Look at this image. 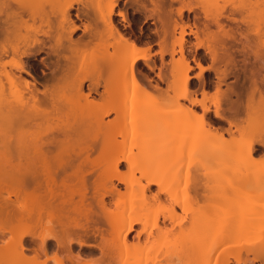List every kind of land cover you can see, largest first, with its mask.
<instances>
[{
    "label": "bare ground",
    "instance_id": "obj_1",
    "mask_svg": "<svg viewBox=\"0 0 264 264\" xmlns=\"http://www.w3.org/2000/svg\"><path fill=\"white\" fill-rule=\"evenodd\" d=\"M118 1L0 0V264H230L228 260L214 261V254L217 253L218 257L224 252L220 248L230 236L223 233L225 222L217 221L212 225L207 221L210 220L211 203L224 205L229 199L239 200L245 205L264 202V179L255 177V181L251 175H243H247L249 180L246 178L245 186L242 185L244 188L236 191L237 196V192L243 190L244 195L239 192L242 196H237L243 197L241 199L235 196L232 199L216 184L224 179V175L219 178L221 180L218 177L227 156L224 146L228 138L224 135L234 138L231 127L242 137L238 151L247 164L254 162L257 153L264 152V127L261 126L258 138L246 134L249 122L253 121L251 114L259 111L258 108L253 111V108L264 105V76L259 73L264 69V63H258L244 75L242 98L235 89L237 82L221 91L220 86L229 73L219 68L214 69L217 73L215 91L202 90L201 97L197 98L189 87L192 66L184 54L185 37L192 35L195 49L202 48L212 58V64L207 68L198 61L195 63L199 70L195 78L201 81L202 72L212 69L216 58L233 56L227 43L239 42L244 57L264 59V51L261 50L264 31L260 33L259 29L264 25V12L256 14L259 18H255L258 23L254 26L257 27L248 28L249 35L263 37L257 44L251 42L246 29L239 26L249 27L255 23L250 17L255 14L246 4L232 5L228 9L222 6L211 12L208 5L215 0L166 1L161 21L162 39L156 53L160 60L165 54L170 55L169 72L173 80L170 79L168 88L175 89L176 93L163 101L166 91L162 92L158 87L159 82L165 79L162 70L158 68L157 80L136 71L139 61L150 72L156 69V65L149 62L150 46L140 48L118 34L119 39L111 42V46L123 52L119 54L114 49V53H107L105 50L107 45L110 46L111 16ZM173 2L178 5L175 9L172 8ZM74 4L93 11L94 18L103 28L97 32L91 30L89 43L97 37L105 47L100 51V45H97L98 53L81 50L82 57L70 61V64L86 62L87 59V62L97 63L93 66L98 68L99 63L105 65L118 57L115 68L113 65L116 72L113 71L114 74L112 68L109 74L113 76L101 78L100 65L97 69L99 75L97 70L94 72V67L90 73L86 70L85 74L79 66L69 67L68 62L58 65L60 75L44 81L42 90H39L28 64L36 54L39 29L34 22L41 20L49 7L64 18ZM185 12L188 15L184 19ZM190 13H196L197 16L193 14L195 20L201 18L202 21L191 25ZM229 23L236 24L230 26L234 29H226ZM210 26L216 30H209ZM87 29L88 26L85 27ZM73 30L74 27L69 34ZM200 35L205 37L200 38ZM69 50L73 52V49ZM176 52L179 57L174 60ZM96 55H100L102 60H96L99 59ZM121 83L129 84V93L121 95L114 91ZM151 90L156 93L155 97ZM64 91L77 96L81 103H76L73 96L67 98L70 103L78 105L65 110L66 114L69 112L66 115L69 121L54 124L51 119L60 113ZM158 91H161L159 94L164 93L161 101L155 100L159 96ZM92 95L98 98H90ZM233 95L237 100L231 99ZM150 98L151 107L146 108L145 99L149 101ZM180 100H186L187 104ZM162 105L177 107L173 118L170 117L172 122L169 118L171 113L168 115L166 112L165 119L173 124V128H170L172 125H167V128L169 126L174 135L175 131L180 133V140L176 137L178 144L175 136L163 142L160 140L161 131L157 130L159 126L156 127L160 116L154 110ZM195 108H199L200 113ZM260 110L262 112L263 107ZM226 111L232 114L228 116ZM209 114L218 126L214 125ZM110 115H115L114 119L105 122L104 119ZM127 122L134 124L129 135ZM223 122L227 123V129L223 128ZM194 124L199 126L201 137L198 142L190 139L192 147L186 145V140L192 135ZM244 124H247V129ZM100 136L103 140L118 136L120 141L109 140L99 144L95 139ZM215 137L220 142L213 151L203 147ZM173 141L176 144L171 143ZM196 143L201 144L196 147ZM185 152L188 157L192 156L186 168H194V174L190 176L191 173L185 172L182 175L179 169H176L178 173H170L169 170L177 166L173 165L181 161L180 155L185 156ZM212 154L219 170L218 176L212 174L215 181L207 172ZM209 177L211 182H215L210 185H216L215 188L208 187ZM250 178L254 179L251 182L254 185L250 184ZM189 179L193 186L192 191L189 190L191 194L185 189ZM231 179L229 181L235 185L236 179ZM183 181L184 188L180 191L178 185L181 187L179 182ZM224 185L227 188L233 186L230 183ZM208 188V194L202 192ZM233 192L230 191L231 194ZM247 226L244 224L243 229H248ZM132 233L134 235L130 237ZM234 262H264V252L250 260L234 257Z\"/></svg>",
    "mask_w": 264,
    "mask_h": 264
},
{
    "label": "rangeland",
    "instance_id": "obj_2",
    "mask_svg": "<svg viewBox=\"0 0 264 264\" xmlns=\"http://www.w3.org/2000/svg\"><path fill=\"white\" fill-rule=\"evenodd\" d=\"M253 2H254V4H253ZM244 4H246L249 8H250V12L255 16H250L251 18H252V20H253V18H254V21H255V23L253 24V21H252V23H250V24H253V25H250L249 27L248 26H245V25H242V24H239V26H240V29L242 28V30H243V28L244 29H246V31H245V33L247 34V36L251 39V42H253V43H260L261 41H260V39L261 40H263V37H256V36H254L253 34H251V35H249L248 34V30H250V29H252V28H256L254 25H256L258 22L256 21V19L255 18H259V16L258 17H256V14H260V13H263L264 12V0H215L214 2H211V4H209L208 5V9L211 11V12H215L216 10H218V9H220L222 6H225L226 7V9H228V7H231L232 5H234V6H241V5H244ZM78 6H80V5H78ZM175 6L177 7L178 5L177 4H175ZM50 8V7H49ZM47 9L46 11H49L50 12V14L52 15V16H54V17H58V13L57 12H55L53 9L54 8H50V9ZM249 10V9H248ZM227 11V10H226ZM196 12L197 13H199L197 10H196ZM250 13V15H252ZM196 15L197 16V14L196 13H190V15ZM264 14V13H263ZM185 15L187 16L188 15V13L187 12H185L184 13V19H185ZM89 16H90V20H91V27H92V29H93V27L95 28L97 25H100V29L102 30V28H103V26L101 27V23L100 22H98V21H96V19L94 18L95 16H94V14H93V11L92 10H90V12H89ZM234 17L235 18H237V19H239V17L238 16H236V15H234ZM251 20V19H250ZM202 21V19L201 18H197L196 19V22H201ZM229 26H236V24L235 23H229L228 24ZM35 27L37 26L36 24L34 25ZM200 27H202L201 25H200ZM248 28H250V29H248ZM193 30L195 29V28H192ZM259 29H260V33H262V31H264V25H261V26H259ZM209 30H216V27H214V26H210L209 27ZM177 32H178V30H177ZM178 34L176 33V36H177ZM253 35V36H252ZM203 38V37H205V36H203V35H200V38ZM186 39H187V43H186V45H185V49H184V54H185V57H186V59H188L189 58V56L191 55V56H194V57H201V58H204V57H206V56H208V55H206V54H203V56L202 55H200V53L201 52H204V50H202V48H199V49H195V47H194V45H193V43L195 42V39L192 37V35L191 36H186L185 37ZM58 40H59V37L57 38ZM95 40V41H94ZM93 41V43L91 42V43H88V46L87 47H85V45L83 44V45H80V46H78V47H73L74 49H73V52L70 54V56H68V57H70L71 59H70V61H74V59H75V61H77V60H79L80 59V57H82L81 56V50L82 51H85V53H87V52H90V51H92V50H94V51H97V47L98 48H100L99 50L101 51V47H103L104 45H102L100 42L101 41H99L98 39H97V37H95V39H94ZM107 41V40H106ZM59 42H60V40H59ZM97 42H98V44H97ZM109 45L110 46H108L107 44L108 43H106V47L108 48V49H105L106 51H107V53H114L115 51H116V53H122L123 51H122V49H120V50H116L115 48H113L112 46H111V38H109ZM96 43V44H95ZM100 43V44H99ZM105 43V42H104ZM96 45V47H93V46H95ZM98 45V46H97ZM92 46V47H91ZM91 47V48H90ZM105 47V46H104ZM237 47H239V46H235V48H237ZM90 48V49H89ZM114 49H115V51H114ZM154 49H156L155 50V52H153L154 51ZM188 49H193L194 51H193V53H190V52H188ZM104 50V51H105ZM176 50H177V47H176ZM261 50H262V52L264 51V47L263 48H261ZM99 51V52H100ZM103 51V50H102ZM103 51V52H104ZM156 51H158V47H151V50H150V59H149V62L150 63H154L155 65H156V67H159L161 70H162V72H163V77H165V79L164 80H162V81H160L159 82V88H161L162 89V92H165L166 91V93L164 94V93H160L159 94V92H161V91H158V93L157 94H159V96H157V99H155V100H160L161 101V98H162V95L161 94H164V97H163V101H164V99L166 100L167 98H170V97H173L174 95H175V93H176V90L175 89H169L168 88V84L170 85V79L172 78V77H170V72H171V70H170V60H171V57H170V55L169 54H165L164 55V57H163V59L162 60H160V57H159V54H157L156 53ZM70 52H71V50H70ZM195 52H197L198 54H195ZM78 53V54H77ZM84 53V54H85ZM97 53H98V51H97ZM96 53V54H97ZM101 53V52H100ZM237 54L236 53H234V56H236ZM97 57H99V59L97 58H95L96 60H102V58H100V55L98 56V55H96ZM241 56V55H240ZM75 57V58H74ZM179 57V53L178 52H176L175 54H174V56H173V59L174 60H176L177 58ZM242 57V56H241ZM254 57V56H253ZM252 56L251 57H246V59H244V57H242L244 60H249V58H251V59H253V62L252 63H250V64H244L243 65V68H250V66L252 65V67L251 68H253V67H256V66H258V61H255V59L253 58ZM6 59V58H5ZM94 59V60H95ZM94 60H93V62H94ZM95 60V61H96ZM118 60V57H115L114 59H112L110 62H108L107 64H105V65H102L101 63H99V65H100V67H101V69H100V72H101V75H99L100 73H99V69L98 68H100L99 67V65H97V67L98 68H95L93 65H96L97 63H94V64H92V63H90V62H87V59H86V62H83V61H81V63L80 62H75V63H72L71 62V64H70V62H69V67H78L79 66V68L82 70V72H84L85 74H87L86 72L87 71H89V73L91 72V70H92V67H94V72H96V70L98 71V72H96V73H98V75L101 77V76H104V78H107V77H109L110 75H112V74H109V72H110V70L113 68V65L115 64V63H117L116 61ZM89 61V60H88ZM83 62V63H82ZM101 62V61H100ZM189 62V61H188ZM201 64H202V66L203 67H208V66H211V63L210 64H208V65H206L204 62L202 63V61H199ZM80 63V64H79ZM113 63V64H112ZM77 64V65H76ZM79 64V65H78ZM189 64L190 65H193L191 62H189ZM71 65V66H70ZM73 65V66H72ZM110 65H111V67H110ZM115 66L116 65H114V68H115ZM262 66V65H261ZM113 68V69H114ZM215 68H219L220 70H222V69H224V68H222V67H220V64H217V63H215L214 65H213V69H215ZM230 68L231 69H234V68H236V66H235V64L232 66L231 64H230ZM111 70L112 72L113 71H115L116 72V70L114 69V70ZM87 70V71H86ZM137 70H138V72H139V74L140 75H149V77L151 78V79H153V80H157L154 76H155V73H157V70H154L155 71V73H150L148 70H147V68L145 67V68H143V69H140V66L138 65L137 66ZM262 71H259V73L260 74H262L263 76H264V69H261ZM86 71V72H85ZM170 71V72H169ZM211 70H209V69H205L203 72H202V77H203V79H204V81L207 83V82H209L210 84H213V87L212 86H204V88H205V90L207 91V92H209V93H213L215 90V86H216V82H217V78L216 79H213V81H215V82H212V79H207L206 78V75L208 74V72H210ZM93 72V71H92ZM93 72V73H94ZM111 72V73H112ZM115 72H113L114 74H115ZM199 72V70L198 69H192L191 71H190V76H194V75H196L197 73ZM234 73L236 74L237 73V71L236 70H234ZM95 74V73H94ZM215 74V73H214ZM97 75V76H98ZM216 75V74H215ZM96 76V75H95ZM113 76V75H112ZM261 76V75H260ZM259 76V77H260ZM102 78V77H101ZM242 79V78H241ZM240 79V80H241ZM167 80V81H166ZM171 80H173V78L171 79ZM226 80V81H225ZM224 80V83H222L221 84V86H220V89H221V91H226V88L228 87V86H231V85H234V83H235V79H234V81L233 82H230L232 79H230V78H226ZM151 83L152 84H154V82L153 81H151ZM195 83V84H194ZM86 84H88V83H86ZM167 87V88H166ZM189 87L191 88V90H195V93H196V97L197 98H200L201 97V92H202V88H203V84H202V82H201V80L199 81V80H197V79H195V78H192L191 80H190V84H189ZM161 89H159V90H161ZM168 89V90H167ZM100 90H102V89H100ZM111 91H113L112 89H111ZM114 91H116V93H119V94H121V95H125L126 93H129V91H130V86H129V84H124V83H121L120 84V86H117V87H115L114 88ZM152 91V93L154 94V97H155V92L153 91V90H151ZM166 95V96H165ZM73 96V97H72ZM161 96V97H160ZM69 97H72V99H74L75 101H76V103L77 102H80L81 103V101H80V99L77 97V96H75V95H71V93L69 92V91H64V93H63V95H62V97H61V107H60V113L59 114H55V116L51 119V122L52 123H57V124H61L63 121H69L68 120V118L69 117H66V115L69 113L68 111H67V114H66V111L65 110H67V108H71V107H74V106H76V105H78V104H72V103H70L69 101H68V99L67 98H69ZM92 97H94V98H98V96H96V95H92L90 98H92ZM160 97V98H159ZM148 99V98H147ZM147 99H145V101H146V103H147V107L146 108H150L151 106V98H150V100L148 101ZM153 99V98H152ZM231 99L233 100V101H235V100H237V96L236 95H233V96H231ZM145 101H143V102H145ZM153 101V100H152ZM180 102L181 103H185V104H187V101L186 100H180ZM145 105V104H144ZM211 106V108H213L212 107V105H210ZM225 107H228V106H225ZM260 107V108H259ZM259 107L257 106L255 109L253 108V111L254 110H257V108H258V110L259 111H257L258 112V114H257V112L255 113H253V114H251L252 115V117H250V119L252 118V122H249V123H251V124H249L248 126H247V128H249V129H247L246 128V125H245V128L247 129H245L246 130V134L248 133V135H250V137H252V138H258V136L259 135H261V132H262V128L264 127V115H263V111H264V105L263 106H261V105H259ZM261 107H263V110H262V112H261ZM50 110H53L52 108H49ZM71 109H73V108H71ZM74 109H76V108H74ZM176 109H177V107L175 106H170V107H167V106H165V105H162V106H160V107H158V110H154V112L156 111V113L157 114H159V116H160V121H159V123H156L157 124V126L156 127H158V131L160 130L161 132H159V137L161 138H159L161 141L163 140V141H166L167 140V138H171V136H175V138H174V140L175 139H179L180 138V136L178 135V133L175 131V135L173 134V132L174 131H171V129L170 128H173V124L172 123H170V121H169V119L168 118H166L167 120H168V122H167V120L165 119V117L167 116L166 115V112H168L167 114L169 115L170 113H171V116L169 115V118L171 117V118H173L172 117V115H173V113L176 111ZM196 110H197V112H199L200 113V109L199 108H195ZM65 111V112H64ZM73 111H75V110H73ZM72 111V112H73ZM80 110L78 109V112H79ZM82 111V110H81ZM76 112H77V109H76ZM53 113H55V112H53ZM127 114H129V111H127L126 112ZM228 116H230L232 113H229V111H226L225 112ZM155 114V113H154ZM156 114V115H157ZM71 115V114H70ZM77 115H78V113H77ZM126 115V114H125ZM130 115V114H129ZM128 115V116H129ZM262 115V116H261ZM127 116V117H128ZM65 117H66V119H65ZM70 117H72V116H70ZM114 117H115V115H110V116H108V117H106L105 119H104V121L105 122H109V121H111L112 119H114ZM209 117H210V119H212L213 120V123H214V125L215 126H218L219 124L213 119V117H212V114H209ZM240 117H242V116H240ZM256 117V118H255ZM261 117V118H260ZM170 118V120H171V122H172V119ZM154 123V124H155ZM196 123V122H195ZM158 124H160V125H158ZM175 124V123H174ZM263 124V125H262ZM133 125L134 124H132V122H127V124H126V132L128 133V135L130 134L129 132H130V130H131V128H133ZM167 125H172V126H170V128H169V126H168V128H167ZM153 126H155V125H153ZM223 128H225V129H227L228 128V125H227V123H224L223 125ZM250 126V127H249ZM261 126H262V128H261ZM166 129L168 130V131H166ZM264 129V128H263ZM194 130V131H193ZM193 130H192V135L191 136H189L188 137V141L186 140V142H188V144H186V145H189L190 144V142L192 141V140H195V142H198V140H199V137H201V133H199L200 132V129H199V126L197 125V124H194V126H193ZM231 130L233 131V135L232 136H234V138L232 137L231 139L229 138V137H231V136H229L228 134H225L224 135V137L225 138H228V140L226 139V141L227 142H225V146H224V150L227 152V156H226V158H224L223 160V162H222V170L220 171L221 173H220V177H218V179L219 178H222L221 177V175L224 177V179L222 178V180L221 179H219V180H221V181H219L220 183L218 184V182H216V184L218 185V186H220L221 187V189H225L226 190V192H228V196L229 197H231L232 196V199L234 198L235 199V197L237 198V196H238V194H239V192L242 194V195H244V192H241V191H243L242 189L244 188L243 186H245V184H246V178H248L249 177V175H251L252 176V178H254L255 179V177L256 178H258V179H260V180H262V179H264V152H262V154H261V152H259V153H257V155H255L254 156V162H251V161H249V164H247L246 163V161H244L243 160V156H241L240 155V152L238 151L239 149H238V147L239 146H241V144H242V137H240V134L239 133H237V132H234L235 130H234V127H231ZM260 131V132H259ZM180 134V133H179ZM239 134V135H238ZM264 134V133H263ZM262 134V135H263ZM188 135V134H187ZM200 135V136H199ZM182 136V135H181ZM264 136V135H263ZM177 137V138H176ZM191 137V138H190ZM262 137V136H261ZM183 138H185V137H183ZM166 139V140H165ZM175 140V142L177 141V144H178V141L180 140ZM190 139H192V140H190ZM86 140H91L90 138H86ZM95 140H97V142H99V144H102L103 143V141H109V140H112V141H120V138L118 137V136H116V137H114L113 139H104L103 140V138L100 136V137H98L97 139H95ZM182 140V139H181ZM162 141V142H163ZM183 141V140H182ZM102 142V143H101ZM161 142V143H162ZM174 141L173 142H171V143H174V144H176ZM185 142V143H186ZM220 142V139L219 138H217V137H215V138H212L206 145H204L203 147H207L206 149H212V151L214 150L213 148L218 144ZM106 143V142H105ZM165 143V142H164ZM170 143V142H169ZM180 143V142H179ZM197 144V143H196ZM201 144V143H200ZM200 144L197 146L196 145V147H199L200 146ZM185 145V146H186ZM191 145V144H190ZM192 146V145H191ZM194 146V145H193ZM192 146V147H193ZM201 147H202V145H201ZM188 148H189V146H188ZM188 148H186L185 147V150H187V151H189V149ZM199 149V148H198ZM197 149V150H198ZM201 149V148H200ZM184 150V149H183ZM231 151H232V153H231ZM202 152V151H201ZM196 153V152H195ZM141 154V153H140ZM140 154H139V156H140ZM183 154H184V151H183ZM190 154V153H189ZM143 155H144V153L142 152V157H143ZM176 155V154H175ZM198 156V155H197ZM180 157H182L181 159H180ZM180 157H179V159L181 160V161H179V163L178 164H176V163H174V165L173 166H175V165H177L175 168H171V170H169L170 171V173H176L177 171H176V169H179V173H181L182 175H184V173L186 172V173H191V175L190 176H192L193 174H194V168L192 169V170H190V169H187L186 167H187V163H188V161H189V159H191V157H190V155H189V157H188V153L186 154V152H185V156H183L182 154L180 155ZM175 158V157H174ZM173 158V159H174ZM198 159H199V156L197 157ZM196 159V158H195ZM256 159V160H255ZM243 160V161H242ZM208 166H209V170H207V172H209L210 173V175H212V174H217V171H219V170H217L218 169V167H217V164H216V162H215V155H211L210 156V158H209V160H208ZM189 166V165H188ZM190 168H191V166H189ZM188 167V168H189ZM187 169V170H186ZM192 171V172H191ZM203 170H201L200 172H202ZM195 172H199V171H195ZM204 172H206L205 170L202 172V173H204ZM178 173V172H177ZM185 173V174H186ZM193 173V174H192ZM197 173L195 174V175H197ZM199 174V173H198ZM245 174H247L248 175V177H247V175L246 176H243V175H245ZM214 175H212L213 176V180H214ZM217 176H218V174H217ZM217 176H215V177H217ZM211 177V176H210ZM210 177H209V182L207 183V184H209L208 185V187H210L211 189L212 188H215L216 187V185H215V187L214 186H211V185H213L212 183H215V182H211V180H210ZM228 178V179H227ZM236 179V181H235V185H233V181L231 182V181H229L230 179ZM252 178H250V184H252V185H254V182L253 183H251L252 181H254V179L253 180H251ZM212 179V178H211ZM216 179V178H215ZM231 179V180H232ZM242 179V180H241ZM244 179V180H243ZM223 180H225V182L226 183H224V181ZM239 182H238V181ZM248 180H249V178H248ZM189 182L187 183L188 185H185L186 186V190L191 194L192 192H190V191H192V187L193 186H191V183H190V179L188 180ZM215 181V180H214ZM216 181H218L217 179H216ZM223 181V182H222ZM255 181H256V179H255ZM192 182V181H191ZM222 182V183H221ZM239 184H238V183ZM179 183H182L180 186L181 187H179V185H178V190L180 189V191H181V188L183 187L184 188V184H185V181H183V182H179ZM229 183H230V185H233V186H230V187H232V189L229 187V188H227L228 186H225L224 184H226V185H229ZM232 183V184H231ZM211 184V185H210ZM241 185V186H240ZM243 185V186H242ZM237 186H239V187H237ZM237 187V188H236ZM243 187V188H242ZM235 188V190H233ZM239 188H242V189H240V191L239 192H237V196H236V191H238L239 190ZM227 189H229L231 192H233V191H235V193L233 192V194H231L230 193V191H227ZM190 190V191H189ZM206 191V192H205ZM179 192V191H178ZM187 192V193H188ZM202 192L204 193H207L208 194V192H209V188L207 189V190H202ZM201 192V193H202ZM223 192H224V190H223ZM186 193V192H185ZM188 193V194H189ZM202 193V194H203ZM229 193H230V195H229ZM225 194H227V193H225ZM241 194H239L240 196H242ZM235 196V197H234ZM240 199L241 198H243V197H239ZM239 198H237V199H239ZM230 200V199H229ZM228 200V202H225L224 203V205H222V203H221V205H218V204H213V203H211V205H210V207H211V210L209 211V218H210V220H207L208 222L210 221L211 222V224L212 225H214L215 224V222H217V221H223V222H225V227H224V231H223V233L225 234V235H229L230 236V239L227 241V243L225 244V245H223L220 249H223L224 250V252L220 255V256H218L217 257V253H215L214 254V261L215 260H217L218 262H220V261H222V262H224V261H226V260H228L229 262H230V264H235V262H234V257L235 258H240V259H248V260H250V259H252L253 258V256H255L256 254H260L261 253V251L262 252H264V202L262 201V203H261V201L259 202V201H256L255 203L256 204H250V205H245V204H243V202H241V201H237V203H235L236 201H234V203H233V201H229ZM200 202L202 203V200H200ZM199 202V203H200ZM259 202V203H258ZM245 203V202H244ZM200 205V204H199ZM213 205V206H212ZM209 207V208H210ZM244 224H248V226L247 227H249L248 229L247 228H245V229H243V226H244ZM233 231V232H232ZM134 234L132 233L131 235H130V237H132ZM77 250H75V252H76ZM247 264H249V263H247ZM254 264H264V262H256V263H254Z\"/></svg>",
    "mask_w": 264,
    "mask_h": 264
},
{
    "label": "flooded vegetation",
    "instance_id": "obj_3",
    "mask_svg": "<svg viewBox=\"0 0 264 264\" xmlns=\"http://www.w3.org/2000/svg\"><path fill=\"white\" fill-rule=\"evenodd\" d=\"M166 1L169 0H138L137 2L134 0H119L111 16V42L117 41L119 39L118 34H120L123 38L140 48L148 46L158 47V43L162 39L161 21ZM172 4V8L175 9L176 2H173ZM89 12L90 10H86L81 5L78 6V4H74L64 18H61L59 15L58 17H54L49 11H45V16H43L41 20L37 19L34 22V25L36 24V27L39 29V33L36 35V54L28 64L31 73L37 80L36 85L39 90H42V84L44 81L60 75L57 69L58 65L62 66L70 62V57L68 56H70L71 52L69 49H74L73 47H78L83 44L85 47L88 46L92 30ZM195 22V16L191 15L190 24L192 25ZM86 26H88L87 30H85ZM73 27V32L69 34ZM226 29H234V27L227 26ZM93 30L96 32L97 30H100V25H97L95 28L93 27ZM58 37L60 42L57 39ZM226 45L233 53V56L229 58L218 57L214 61V64L217 63L220 64V67H225L222 70L228 71L229 75L227 78L232 79L230 82H233L235 79L233 86H235L237 82L235 89L239 98H242L244 89L241 85V81L243 80L244 75L248 74L252 69V65L250 68H243V65L252 63L253 59L249 58V60H244L246 57L242 56L241 44L239 42H230ZM235 46L239 47L235 48ZM155 50L156 49H154L153 52H155ZM193 51V49H188V52L190 53H193ZM234 53L237 55L234 56ZM195 54L198 53L195 52ZM203 54L208 55L205 51L200 53L202 56ZM240 55L244 57V59ZM186 60L193 64L191 65L192 69H197L195 66L197 61H202V63L204 62L206 65L210 63L212 64V58L209 55L204 58L190 55ZM255 61L264 63V59H255ZM230 64L232 66L235 64L236 68L231 69ZM138 65L140 66V69L146 67L141 61L137 63V66ZM158 68L159 67H156L155 69L157 70V73ZM209 70L211 71L208 72L206 78H210L212 79V82H215L213 79L217 78V73L213 68ZM234 70L237 71L236 74L234 73ZM136 71L138 72L137 67ZM152 73H155V71ZM157 73H155L154 76L156 79ZM192 78H195V75L191 76V79ZM201 82L203 84L202 90H205L204 86L210 85L213 87V84H210L209 82L206 83L204 79ZM191 91L195 93V90ZM224 123L226 122H223L222 125Z\"/></svg>",
    "mask_w": 264,
    "mask_h": 264
}]
</instances>
